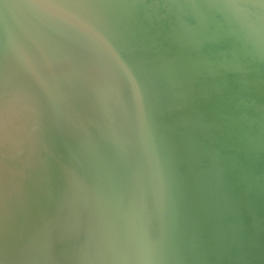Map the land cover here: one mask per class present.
Segmentation results:
<instances>
[{
    "label": "water",
    "instance_id": "obj_1",
    "mask_svg": "<svg viewBox=\"0 0 264 264\" xmlns=\"http://www.w3.org/2000/svg\"><path fill=\"white\" fill-rule=\"evenodd\" d=\"M0 264H264V0H0Z\"/></svg>",
    "mask_w": 264,
    "mask_h": 264
}]
</instances>
